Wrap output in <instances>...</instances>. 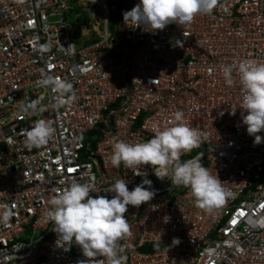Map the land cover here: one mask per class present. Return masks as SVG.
Instances as JSON below:
<instances>
[{
  "label": "built area",
  "instance_id": "1",
  "mask_svg": "<svg viewBox=\"0 0 264 264\" xmlns=\"http://www.w3.org/2000/svg\"><path fill=\"white\" fill-rule=\"evenodd\" d=\"M127 1L115 14L106 0H0V211L11 212L10 226H0V264L86 259L77 245L56 247L45 216L50 200L68 182L91 178L101 191L116 179L132 190L145 177L112 166L113 143L152 138L177 110L201 134L180 160L199 157L235 196L205 211L189 188L172 187L145 165L156 195L128 206L125 264H264V143L254 145L242 123L238 76L228 86L221 69L245 59L264 63V0H216L190 24L155 33L124 21L123 13L140 3ZM74 5L94 6L88 28L68 21ZM48 76L71 82L77 99L53 108L59 97L44 86ZM34 100L47 111L21 110ZM39 119H51L56 132L48 144L28 149L23 133Z\"/></svg>",
  "mask_w": 264,
  "mask_h": 264
},
{
  "label": "clouds",
  "instance_id": "2",
  "mask_svg": "<svg viewBox=\"0 0 264 264\" xmlns=\"http://www.w3.org/2000/svg\"><path fill=\"white\" fill-rule=\"evenodd\" d=\"M17 2L23 3V0ZM215 5L216 0H140L131 10L125 11L123 17L124 21H131V27H142L155 33L171 23L186 26L198 14L210 13ZM221 69L228 86L234 83V72L238 76L243 91L242 102L238 105L243 110L242 123L246 125L247 133L254 137V145L264 143V137L258 134L264 132V63L245 59L236 64H223ZM43 84L59 97L53 108L77 99L72 83L65 79L48 76ZM21 110L29 113L47 111L39 100L22 105ZM223 114V111L219 113ZM229 114H236V106L231 107ZM169 123L170 126L162 130L156 129L154 136L146 141L118 140L113 143L112 166L119 168L123 164L126 169H135L136 175L145 177L132 190L127 186L128 181L116 179L109 188L101 191L91 178L84 183L68 182L67 187L50 200L51 206L45 216L57 234L55 245L64 251L71 250L73 245L79 246L86 259L77 264H125L121 242L131 235L125 216L128 206L139 207L152 201L156 195L152 181L146 178L147 172L141 171L145 165L152 167L158 179L167 177L172 187L189 188L195 198V206L205 211L211 212L235 196L201 163L199 157L180 160L184 152L198 147L201 142L200 132L184 122V113L177 110ZM55 132L51 119H39L24 131L25 146L28 149L40 148L48 144ZM91 192L113 195L111 198L103 195L93 197ZM10 219L9 210L0 211V226L9 227ZM167 220L164 219L165 222ZM172 243L179 244V238H174ZM96 257L103 259L97 260Z\"/></svg>",
  "mask_w": 264,
  "mask_h": 264
},
{
  "label": "rangeland",
  "instance_id": "3",
  "mask_svg": "<svg viewBox=\"0 0 264 264\" xmlns=\"http://www.w3.org/2000/svg\"><path fill=\"white\" fill-rule=\"evenodd\" d=\"M90 8H94V6L88 5L87 7L88 11H81L79 5H74V9L67 12L68 21L79 22V24H82L84 27L88 28L89 26L86 25V21L89 19L90 22H94V18L89 17L91 14V11H89Z\"/></svg>",
  "mask_w": 264,
  "mask_h": 264
},
{
  "label": "trees",
  "instance_id": "4",
  "mask_svg": "<svg viewBox=\"0 0 264 264\" xmlns=\"http://www.w3.org/2000/svg\"><path fill=\"white\" fill-rule=\"evenodd\" d=\"M107 5H114L115 6V14H120V11L123 8H128V1L127 0H106Z\"/></svg>",
  "mask_w": 264,
  "mask_h": 264
},
{
  "label": "bare ground",
  "instance_id": "5",
  "mask_svg": "<svg viewBox=\"0 0 264 264\" xmlns=\"http://www.w3.org/2000/svg\"><path fill=\"white\" fill-rule=\"evenodd\" d=\"M83 31L86 32L85 28L83 27Z\"/></svg>",
  "mask_w": 264,
  "mask_h": 264
}]
</instances>
